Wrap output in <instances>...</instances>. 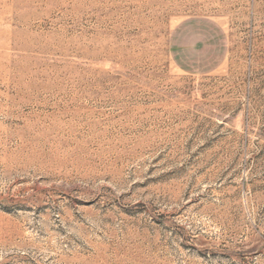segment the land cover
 I'll list each match as a JSON object with an SVG mask.
<instances>
[{"label":"rangeland","instance_id":"374dc122","mask_svg":"<svg viewBox=\"0 0 264 264\" xmlns=\"http://www.w3.org/2000/svg\"><path fill=\"white\" fill-rule=\"evenodd\" d=\"M0 264H264V0H0Z\"/></svg>","mask_w":264,"mask_h":264}]
</instances>
